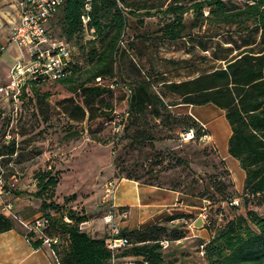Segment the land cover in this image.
<instances>
[{"label":"rangeland","instance_id":"obj_1","mask_svg":"<svg viewBox=\"0 0 264 264\" xmlns=\"http://www.w3.org/2000/svg\"><path fill=\"white\" fill-rule=\"evenodd\" d=\"M134 1L149 5L164 2L167 5L171 0ZM230 1L231 4L244 6L248 0ZM142 12L128 16L124 37L126 54L116 63L113 81L121 86L122 82L130 85L138 79H149L153 92L163 95L168 104H177L180 98L167 93L162 87L163 81L181 82L223 67V59L237 55L239 51L236 48L244 50L247 42H256L253 45L255 49L260 46L259 33L252 30L251 22L232 27L215 22H197L194 25L192 13H188L184 20L186 33L190 35L170 41L162 36L161 16L145 17L141 15ZM54 22L53 38L63 40L59 19ZM248 27L249 32H245L244 29ZM86 37L89 38L88 35ZM4 40V49L0 54V87L11 81L12 67L23 60V51L18 45L15 42L7 44L8 40ZM67 44L75 62L80 67L85 66V54L80 51V45L76 46L74 40ZM43 91L50 96L41 105L29 100L22 101L21 98L13 103L0 94V145L8 144L9 140H14L17 145V154L1 161L6 190L3 201L13 205L17 219L10 218L17 228L26 233L25 225L33 221L36 215L42 214L39 211L41 202L34 197L40 172H51L59 178L49 202L65 210L85 213L100 225L104 224L102 218L107 209L103 202L105 184L110 181L117 183L129 177L141 183L176 189L193 197L203 194L211 201L212 205L207 206V210H197L195 214L188 215L196 217L192 222L181 219L171 224L175 227L170 230L180 231L182 236L188 237L170 242L169 247L165 248V253L171 255L167 261L176 258L178 261L175 264H207L199 252L204 238L192 237L191 228L194 232L207 229L206 217L214 226L222 210L217 200L213 201V198H221L215 194L216 182H233L239 189L244 175L238 161L228 153L230 126L224 112L212 104L172 106L161 117H155L148 111L139 119L131 117L124 133H121L122 130L119 133L120 140H116V137H112L111 125L102 129L100 121L75 123L60 111L57 100L70 96L63 86L53 84ZM115 91V109L123 114L126 103L119 101L118 96L122 93L119 87H115ZM193 117L206 126L209 138L184 142L181 134L193 123L190 119ZM223 157L232 177L225 175V163L221 161ZM232 188L233 185L228 190L230 195L239 196L242 193ZM30 196L34 198L35 205L20 207V203ZM248 210L263 214L264 206L251 201L237 209L225 206L222 212L226 219H232L238 215L246 216ZM50 214L57 215L55 210H50ZM198 219L204 221L202 228L194 226ZM172 254L175 255L173 258Z\"/></svg>","mask_w":264,"mask_h":264},{"label":"trees","instance_id":"obj_2","mask_svg":"<svg viewBox=\"0 0 264 264\" xmlns=\"http://www.w3.org/2000/svg\"><path fill=\"white\" fill-rule=\"evenodd\" d=\"M86 4V0H65L49 25L53 36L52 24L59 19L61 39L66 43L74 40L76 46L80 45L79 49L85 54L86 60L85 66L80 67L71 54L72 61L68 67L70 74L53 83L60 84L70 94L57 100L56 105L60 111L75 123L100 121L102 129L109 125L113 128V125L121 126L123 134L131 117L139 119L148 111L155 117H161L172 106L212 104L224 112L231 132L228 153L245 172L243 191L239 196L228 193L232 185L235 190L233 182L226 184L220 180L215 184V194L221 198H213V201L217 200L222 210L225 206L231 209L244 207L251 201L264 206V0H248L244 6L231 4L230 0H171L167 5L164 2L149 5L134 0H92L89 12ZM137 11H143L141 15L145 17L161 16L162 36L170 41L190 35L186 33L184 20L188 13H192L194 25L197 22H215L232 27L251 22L252 30L259 33L260 46L255 49L253 45L256 42H247L244 50L236 48L239 51L237 55L223 59V67L181 82L163 81V89L180 98L179 103L168 104L163 95L153 92L149 79H138L130 85L122 82L121 86L113 81L116 77V63L126 54L124 37L128 16ZM83 17H88L89 21L84 23ZM249 29L245 28L244 31L249 32ZM84 39L85 43L81 44ZM53 84L28 82L21 90L22 101L38 102L40 105L45 103L50 94L43 89ZM115 87H119L122 92L118 96L119 101L126 103L123 114L115 109ZM128 91L131 92L129 97ZM117 118H120V124H113ZM190 119L193 123L183 133L193 130V139L202 138L208 133L195 117ZM119 133L113 129L112 137L120 140ZM16 154L17 145L14 140L0 145V179L3 181L1 161ZM225 171V175L231 177L226 165ZM128 180L139 182L129 177ZM37 183L34 197L40 200L39 211L42 213L38 218L46 220V225L35 231L33 220L24 233L10 217L0 214V233L16 230L24 234L35 249L46 246L45 238L57 239V243L47 246L55 264H113V261L118 264L177 263L176 258L167 261L171 255L166 254L165 250L169 246L165 249L162 243L186 239L188 236H182L180 231L170 230L175 227L171 226V222L194 217L171 216L162 224L141 230L128 231L121 228L118 237L127 239L128 244L112 251L107 246L108 234L97 237L81 228L82 224L90 220V216L65 210L49 202L59 183L57 175L40 172ZM197 197L205 201L206 210L207 206L212 205L203 194ZM235 200H238V204L234 203ZM124 209L118 208V211L125 212ZM50 210H55L57 215L50 214ZM222 210L214 226L206 217L205 225L210 232V239L202 241L200 247L203 246L202 257L207 264H264V213L248 210L246 216L226 219ZM174 256L172 254V258Z\"/></svg>","mask_w":264,"mask_h":264},{"label":"built area","instance_id":"obj_3","mask_svg":"<svg viewBox=\"0 0 264 264\" xmlns=\"http://www.w3.org/2000/svg\"><path fill=\"white\" fill-rule=\"evenodd\" d=\"M64 1L17 0L19 22L12 27L9 42H15L23 51V60L12 67L10 71L11 81L0 87V94L8 101L19 102L22 87L30 81L53 84L70 74L68 70L72 61L70 47L65 41L54 39L49 30L52 19ZM86 3V10L89 12L92 0H86ZM83 21L86 23L89 18L83 17ZM3 49L4 47L0 44V54ZM97 81H100V79H97ZM130 95L131 92L128 91L127 97ZM116 121L113 124H120V118H117ZM113 126L116 132L122 130L121 126ZM201 126L207 130L205 125L201 124ZM193 138V130L181 134V139L184 142L191 141ZM202 138L204 140L209 137L206 134ZM104 187L103 202L106 204L107 209L102 219L108 228L107 246L110 250L115 251L128 244L127 239L118 237L121 222L126 218V214L125 212H119L118 208L112 204L111 198L114 196L116 183L110 181ZM4 193H6L5 185L3 180L0 179V214L17 219L13 211V205L3 201ZM234 203L238 204V200H235ZM46 223L47 221L44 219L35 218L33 227L35 231H38ZM25 226L28 227V225ZM44 243L50 247L52 243H57V239L45 238ZM162 244L164 248L169 246L168 242ZM200 254L201 256L204 255L203 246L200 248ZM113 264L118 263L113 261Z\"/></svg>","mask_w":264,"mask_h":264},{"label":"crops","instance_id":"obj_4","mask_svg":"<svg viewBox=\"0 0 264 264\" xmlns=\"http://www.w3.org/2000/svg\"><path fill=\"white\" fill-rule=\"evenodd\" d=\"M16 3L17 0H0L1 45L4 43V39L8 40L7 44L9 43L11 29L19 22ZM225 159L223 157L222 161H224L226 169L229 170L232 177V172L228 169ZM244 180L245 172L241 188L237 189L235 186L237 192L243 191ZM111 199L112 204L117 208H125L126 218L122 220L121 228L128 231L141 230L151 225L162 224L165 219L173 215H193L197 210L202 211L205 209V201L201 198L183 194L172 188L128 179H121L116 183V190ZM33 200L34 198L30 196L28 200H24L19 206L33 207L35 205ZM39 216L36 215L35 218ZM194 218L196 219V217ZM192 220L194 219H189L191 222ZM177 221L179 222V220H176L171 223L175 224ZM81 228L97 237H104L108 234V228L105 224L100 225L99 222L96 223L91 219L82 224ZM191 234L192 237L204 238V241L210 239V232L206 228L196 230V232L191 228ZM0 264H55V261L47 246L35 249L24 234L11 230L0 233Z\"/></svg>","mask_w":264,"mask_h":264},{"label":"water","instance_id":"obj_5","mask_svg":"<svg viewBox=\"0 0 264 264\" xmlns=\"http://www.w3.org/2000/svg\"><path fill=\"white\" fill-rule=\"evenodd\" d=\"M194 226H195L196 228H202V227L204 226V221H203L202 219H198V220L195 222Z\"/></svg>","mask_w":264,"mask_h":264}]
</instances>
